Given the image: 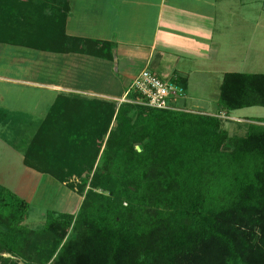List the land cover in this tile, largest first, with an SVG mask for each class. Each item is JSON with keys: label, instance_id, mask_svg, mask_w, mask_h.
I'll use <instances>...</instances> for the list:
<instances>
[{"label": "trees", "instance_id": "1", "mask_svg": "<svg viewBox=\"0 0 264 264\" xmlns=\"http://www.w3.org/2000/svg\"><path fill=\"white\" fill-rule=\"evenodd\" d=\"M68 2L0 0V41L55 54L110 48L64 34ZM127 97L55 100L24 164L61 184L89 173L82 202L30 230L27 204L0 187V264H264V118L229 136L218 117ZM218 100L264 108V74H225Z\"/></svg>", "mask_w": 264, "mask_h": 264}, {"label": "crops", "instance_id": "2", "mask_svg": "<svg viewBox=\"0 0 264 264\" xmlns=\"http://www.w3.org/2000/svg\"><path fill=\"white\" fill-rule=\"evenodd\" d=\"M259 1L264 0H69L64 34L110 48L55 54L0 41V187L27 204L22 225L27 227L30 204L45 215H75L82 202L48 174L26 166L19 147L21 141L28 145L59 96L121 101L148 70L166 81L183 79L184 99L192 100V76L216 75L221 85L227 73L260 66ZM224 111L221 117L229 118Z\"/></svg>", "mask_w": 264, "mask_h": 264}, {"label": "rangeland", "instance_id": "3", "mask_svg": "<svg viewBox=\"0 0 264 264\" xmlns=\"http://www.w3.org/2000/svg\"><path fill=\"white\" fill-rule=\"evenodd\" d=\"M259 6H260V10H261V19L264 18V1H259ZM264 39V37H261ZM247 63H249L251 60H246ZM257 61V60H256ZM258 61H260L261 64H259L260 66H258V64H246L247 66L245 68H243L240 72H244L245 73H254V74H264V57H261V59ZM251 65L255 66V67H251ZM198 78H204L202 81H198L196 79ZM221 79V78H219ZM196 83V84H194ZM198 83V84H197ZM220 83L217 80V76L213 75V76H192V81H191V92H189V94H192V100L190 99V95L187 96L186 99V103L184 102V97H181L175 101L172 102V105H174L177 109L181 110V111H185V112H190V113H198V114H202V115H207V116H214V117H218V115L220 117H218L221 121V128L223 130H226V132L228 133L229 136H244L245 133L248 130V126L251 125L250 121H253L251 118L249 117H257V118H264V108L263 107H254L251 110H236V111H224L225 114H227V116L229 118H226V116L221 117V106L219 104V100H218V94H219V85ZM185 95V94H184ZM85 98H87L86 96H84ZM88 98H93V97H88ZM184 99V100H183ZM127 102L130 104H132V101H130L128 99V97H126L125 99L121 100V101H115V103H117L118 105L120 103H124ZM136 101H133V103H136ZM138 103V102H137ZM188 109V110H187ZM206 113V114H204ZM250 119L247 121H232V120H237V119ZM253 124H257V125H261L262 123L259 122H255L253 121ZM263 125V124H262ZM33 138L30 139H26L25 142H31ZM24 143V141H21ZM22 143V144H23ZM20 145L19 147L21 149H23L22 151H24V148L27 146H23ZM138 148V147H137ZM24 156V153H23ZM94 170V169H93ZM93 170L90 173H93ZM89 176V173H86L84 175H82L81 178H71L70 181L68 182V184H62L64 186H66L69 190L75 192L78 196H80L83 199V194H81L80 192H78V185L83 182L86 177ZM73 187V188H71ZM87 185L86 188L87 189ZM49 193H51L52 188H48ZM52 194H49V200L51 199ZM42 208H39V206H36L34 204H30V208L28 211V219L26 220L27 222V227L34 229V230H39L42 229L45 224L52 220V218L54 216H56V213L51 212L50 210L48 211V215L42 214L41 211ZM4 256H6L5 254H3ZM32 262V261H31ZM19 264H23V260H18ZM34 264V263H32Z\"/></svg>", "mask_w": 264, "mask_h": 264}, {"label": "built area", "instance_id": "4", "mask_svg": "<svg viewBox=\"0 0 264 264\" xmlns=\"http://www.w3.org/2000/svg\"><path fill=\"white\" fill-rule=\"evenodd\" d=\"M129 92L138 95L137 102L157 110H179L172 102L184 96L182 87L163 80L154 73L143 70L133 80Z\"/></svg>", "mask_w": 264, "mask_h": 264}]
</instances>
